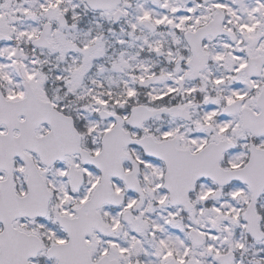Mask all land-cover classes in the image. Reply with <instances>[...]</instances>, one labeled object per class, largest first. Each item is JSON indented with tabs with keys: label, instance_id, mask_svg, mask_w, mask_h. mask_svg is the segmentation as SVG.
Returning <instances> with one entry per match:
<instances>
[{
	"label": "snow or ice",
	"instance_id": "6c2138e0",
	"mask_svg": "<svg viewBox=\"0 0 264 264\" xmlns=\"http://www.w3.org/2000/svg\"><path fill=\"white\" fill-rule=\"evenodd\" d=\"M0 264H264V0H0Z\"/></svg>",
	"mask_w": 264,
	"mask_h": 264
}]
</instances>
